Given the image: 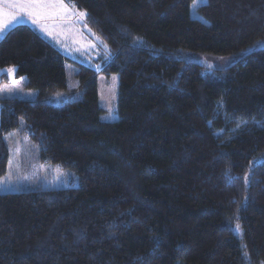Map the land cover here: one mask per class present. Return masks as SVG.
<instances>
[{
  "label": "trees",
  "instance_id": "obj_1",
  "mask_svg": "<svg viewBox=\"0 0 264 264\" xmlns=\"http://www.w3.org/2000/svg\"><path fill=\"white\" fill-rule=\"evenodd\" d=\"M64 2L101 66L69 89L36 30L5 32L0 69L37 96L0 98V178L22 121L78 185L0 193V264H264V0ZM197 55L235 59L206 71ZM98 74L118 77L115 122Z\"/></svg>",
  "mask_w": 264,
  "mask_h": 264
},
{
  "label": "rangeland",
  "instance_id": "obj_2",
  "mask_svg": "<svg viewBox=\"0 0 264 264\" xmlns=\"http://www.w3.org/2000/svg\"><path fill=\"white\" fill-rule=\"evenodd\" d=\"M203 1L195 0L192 9L194 10L196 5ZM24 2L25 0H0V25H7L3 31H0V39L6 31L17 25H26L36 30L67 60L65 62V74L69 89L78 86L75 77L77 65L91 67L94 71L99 69L101 65L96 64L95 60L100 53V44L83 24L84 17L79 16L80 12L72 11L74 15H71L73 13L69 11L60 16L38 18L14 7V5ZM68 9L70 8L68 7ZM13 14L15 15L14 19ZM192 58L201 64L206 71L225 68L235 59L234 57L216 58L204 55H197ZM2 72H6L9 79L7 84L0 85V98L15 97L32 100L37 96L35 90L24 87L25 79L23 77L15 78V73L11 75L7 69H0V73ZM96 86L98 105L102 109L99 116L100 121L115 122L118 119V77L114 74L109 76L98 74ZM23 129L24 124L21 121L18 127L19 137L15 139V145L10 152V165L5 175L0 178V193L26 191L38 187H42V189L76 187L78 179L71 170L39 163L37 151L24 139Z\"/></svg>",
  "mask_w": 264,
  "mask_h": 264
},
{
  "label": "snow or ice",
  "instance_id": "obj_3",
  "mask_svg": "<svg viewBox=\"0 0 264 264\" xmlns=\"http://www.w3.org/2000/svg\"><path fill=\"white\" fill-rule=\"evenodd\" d=\"M14 7H18L21 11L27 12L28 15L38 18L55 17L60 16L62 13L69 12L64 0H25L23 4L14 5ZM71 15H74V13ZM79 16L85 17L86 13L80 12ZM14 18L15 15L13 14V19ZM6 27V24L0 25V31H3ZM7 72L14 75L15 68H9ZM237 227L239 226L237 225Z\"/></svg>",
  "mask_w": 264,
  "mask_h": 264
},
{
  "label": "crops",
  "instance_id": "obj_4",
  "mask_svg": "<svg viewBox=\"0 0 264 264\" xmlns=\"http://www.w3.org/2000/svg\"><path fill=\"white\" fill-rule=\"evenodd\" d=\"M69 11H70V12H72V10H71V9H69ZM72 13H73V12H72ZM65 15H67V14H65ZM80 26H81V25H80Z\"/></svg>",
  "mask_w": 264,
  "mask_h": 264
}]
</instances>
